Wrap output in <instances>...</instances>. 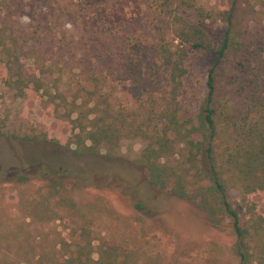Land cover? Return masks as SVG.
Here are the masks:
<instances>
[{"label":"trees","instance_id":"obj_1","mask_svg":"<svg viewBox=\"0 0 264 264\" xmlns=\"http://www.w3.org/2000/svg\"><path fill=\"white\" fill-rule=\"evenodd\" d=\"M147 3L146 27L119 34L105 55L132 78L133 102L113 105L103 91L102 77L86 72L85 105L73 100L70 107L60 105L52 110L70 127L65 140L48 132L18 138L49 143L76 157L102 152L111 156L120 151L124 141H140L137 162L146 169L154 187L169 189L201 210L214 228L220 229L229 221L239 264H264L261 2L227 0L218 8L200 5L198 0ZM207 20L225 23L220 41L206 26ZM2 37L0 62L9 70L6 86L15 89L17 96H25L26 87L33 83V92L38 95L43 78L26 75L18 54L25 49L17 39L8 45L6 36ZM193 52L214 53L216 58L208 71L206 96L199 112L185 116L182 98ZM147 74L162 75L164 83L154 84L157 82H151ZM45 91L54 102L50 90ZM11 185L17 215L13 218L0 205V264H138L136 253L128 247L105 239L93 245L91 225L96 205L79 204L63 180L49 177L38 186L30 175L19 174ZM6 189L0 174V202ZM233 190L240 192V201L231 197ZM28 219L40 224L61 220L66 225L74 246L62 255L63 260L38 250L32 230L26 227Z\"/></svg>","mask_w":264,"mask_h":264},{"label":"rangeland","instance_id":"obj_2","mask_svg":"<svg viewBox=\"0 0 264 264\" xmlns=\"http://www.w3.org/2000/svg\"><path fill=\"white\" fill-rule=\"evenodd\" d=\"M257 1L264 9V0ZM198 3L218 8L227 0ZM148 10L147 0H0V37L6 36L8 45L17 39L25 49L18 53L23 71L44 80L38 95L31 83L25 96H17L15 89L6 86L9 70L0 62V174L7 187L0 205L16 217L17 198L10 189L19 174L30 175L38 186L56 177L72 188L79 204L96 205L91 225L94 246L105 239L128 247L136 253L138 264H239L229 221L220 229L214 228L201 210L169 189L154 187L146 169L137 162L140 141H124L120 151L111 156L102 152L76 157L49 143L18 138L48 132L65 140L70 127L52 110L60 105L70 107L73 100L85 105L86 72L102 77L103 91L113 105L132 103L134 82L118 65L110 63L106 49L119 34L146 27ZM205 24L220 41L225 23L207 20ZM215 58L214 53H191L190 73L185 78L187 91L182 98L185 116L199 112ZM145 77L157 82L154 84L164 83L162 75ZM47 89L54 95V102L44 94ZM230 195L240 201L238 190ZM29 221L26 227L32 230L38 250L63 260L62 255L74 246L66 225L61 220L45 224Z\"/></svg>","mask_w":264,"mask_h":264}]
</instances>
